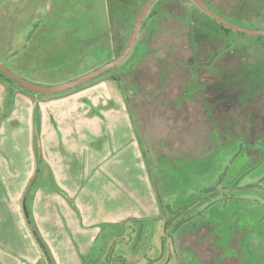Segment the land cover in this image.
<instances>
[{
    "label": "rangeland",
    "instance_id": "374dc122",
    "mask_svg": "<svg viewBox=\"0 0 264 264\" xmlns=\"http://www.w3.org/2000/svg\"><path fill=\"white\" fill-rule=\"evenodd\" d=\"M116 1L127 8L123 6L124 13L117 12L113 20L104 21L105 0H0V62L15 74L42 85L58 84L102 65L121 52L131 31L124 30L122 22L133 20L144 2ZM206 1L227 14L239 9L242 12L234 16L244 14L252 19L257 15L264 19V0ZM60 2L65 5H58ZM159 2L167 3L173 14L159 19L147 17L137 33L135 51L106 70L109 72L96 76L97 80L53 97L58 107L65 96L84 89L88 94L104 91L100 96H108L119 91L111 75L123 76L121 87L128 96L121 92L122 104L105 107L103 113L107 122L115 118L117 124L110 126L104 120L106 130L94 142L102 145L97 146L102 171L98 173L122 189L129 179L119 185L110 173V164L125 159L126 153L133 156L132 144L138 146L139 138L141 153L142 148L146 152L147 161L143 158L147 170L142 176L136 171V180L130 179L139 195L137 212L141 216L113 224L125 235L109 245L104 257L115 264H264V35L259 40L246 34L240 38L230 33L228 37L215 25L199 52L190 42V24L184 16L190 13L203 18L200 11L189 0ZM45 20L49 24H40L37 29L49 40L38 48L35 62L30 65L22 53L31 44L32 36L28 35L36 22ZM67 22L90 24L92 31L74 43V50L80 53L70 56L67 64L64 60L46 64L49 61L43 59H55L53 46L61 43L55 40L56 31L71 29ZM255 26L264 28V21ZM231 38H235L236 47L232 53H223L221 58L211 55L212 51L221 52L220 46L225 44L222 41ZM143 49L146 53L140 58ZM205 118H211V122ZM229 119L232 124L225 127ZM80 126L85 130L91 124L70 119L69 133L56 142L60 157L75 160L77 165L81 155L86 154L85 144L92 134L88 130L85 141ZM62 147L71 152L65 153ZM132 164L135 168L139 163ZM37 184L34 181L29 196ZM92 188L97 193L106 191L102 185ZM68 199L76 205L74 198ZM158 205L161 215L147 216L149 207L152 212L153 206L159 209ZM88 209L85 214L78 208L81 214H77L82 220L85 216L94 221L85 225L86 241L92 232L113 223L105 220V211H95V204L89 203ZM80 248L76 247L78 252Z\"/></svg>",
    "mask_w": 264,
    "mask_h": 264
},
{
    "label": "crops",
    "instance_id": "0c3cea01",
    "mask_svg": "<svg viewBox=\"0 0 264 264\" xmlns=\"http://www.w3.org/2000/svg\"><path fill=\"white\" fill-rule=\"evenodd\" d=\"M119 91L116 89L115 93L101 97L104 91L88 94V89H84L65 96L64 102L57 107L53 97L27 94L0 80V264H49L33 226L53 264H104V260L106 264H115L114 260H107L104 256L109 245L125 233L120 232L119 227L114 228L113 224L128 217L141 216L137 212L139 195L130 179L136 180V171L142 176L146 169L139 144H132L133 156L126 153L125 159H116L110 164V173L119 185L129 179L122 189L98 173L102 171L98 163L101 151L97 146L102 145L98 143L96 146L94 142L106 130L105 123L117 124L115 118L107 122L103 113L105 107L111 109L122 104L120 88ZM124 106L127 109L126 103ZM72 118L91 124L85 130L80 126L81 131H85V141L88 139L86 132L90 130L92 134L85 144L86 154L78 159V165L75 160L60 157L57 151L56 142L69 133L67 125ZM124 118L127 123L125 113ZM62 148L65 153L71 152ZM135 161L139 164L133 168ZM34 181L38 184L29 196ZM93 185H102L106 191L94 192ZM52 187H59L60 191ZM69 197L74 198L76 205H72ZM89 203L95 204L96 212L105 211V220L113 223H106L100 232H92L86 241L83 238L87 233L85 225L94 221L86 220L85 216L82 220L77 214H87ZM158 208L153 206L150 212V206L147 216L161 215L159 205ZM158 222L155 221L156 225ZM77 246H81V253Z\"/></svg>",
    "mask_w": 264,
    "mask_h": 264
},
{
    "label": "trees",
    "instance_id": "16d2710c",
    "mask_svg": "<svg viewBox=\"0 0 264 264\" xmlns=\"http://www.w3.org/2000/svg\"><path fill=\"white\" fill-rule=\"evenodd\" d=\"M106 1V15L104 16V21H106V19H108V21H111L113 20V17L117 14V12L119 13H124L123 12V6L127 8L126 4L125 5H122V4H119L117 3L116 0H105ZM132 1V0H130ZM190 1V0H189ZM208 6H210L213 10H215L217 13H219L220 15L224 16L225 18H227L228 20L234 22V23H237L239 25H242V26H245V27H250V28H258L257 26H255V24L257 22H259L260 20L261 21H264V19H260L259 16L255 15L254 18L250 19L248 18V16L244 15V14H240L238 16H234V14H236L237 12H242V11H238L237 10H233V12L227 14V13H224V12H221L219 11L216 7L214 6H211L206 0H204ZM145 2V0H144ZM143 2V4H144ZM191 2V1H190ZM117 3V4H115ZM192 3V2H191ZM172 4V3H171ZM193 5H195L194 3H192ZM57 5V3H56ZM58 5H65L63 2H60L58 3ZM77 5V4H76ZM174 5V4H172ZM122 7V9H120ZM142 7V6H141ZM195 7L200 11L201 15L203 18L199 17H193L190 13H186V16H184V18L189 22L190 24V28H189V31H188V34H189V38H190V42L191 44L193 45L194 48H196L197 51L201 52L202 49H204L205 45V38L208 36V34H213L214 30V26L217 25L218 28L223 31L226 36L228 35L229 37V34L230 33H234L235 35L239 36L241 38V36L244 35V33H240V32H236L224 25H222L221 23L217 22L215 19L211 18L209 15H207L206 13H204L202 10H200L196 5ZM118 8V9H117ZM46 10V16L48 17L49 16V13L47 12L48 8H45ZM75 11L77 12V9H75ZM235 11V12H234ZM138 13H136L135 17L133 18V20H126L124 22H122V28L124 30H131L133 24H134V21H135V18L137 16ZM173 13H172V8L168 7L167 6V3L162 4L159 2V0H155L152 4V6L150 7L149 11L147 12L146 16L144 17L142 23H141V27L138 31V33H140L143 29V26L146 22V19L147 17H149L150 15H154V16H157L156 18L159 19L160 16H165V15H168V16H171ZM257 16V17H256ZM249 20V21H248ZM49 21L48 20H45L44 23H40V22H36L33 30H31V32L29 33L28 37L31 38V44L29 45V48L25 49L22 53V57L27 61V63H29L30 65H32V63L35 62V56L37 55L38 53V48L42 45L45 46V42L47 43V40H49L48 37L46 36H42L40 32V30H38L40 24H49L48 23ZM88 22L91 24L93 21L90 19H88ZM68 23V26H72L71 29L69 31H65L64 33H60L59 31H56L57 33V38L58 39H55L57 40V42H61V43H58L56 44L57 46H53L54 50H53V54L55 56V59H49V58H46V59H43L45 61H49L48 63L46 64H53V63H56L57 61L58 62H62L63 60V63H66L67 64V59L72 56V58H74L77 54H79L80 52L79 51H76L74 50V43H76L77 41L79 42V40H81V38L83 36H88L92 31V29L89 27L90 24H79L76 22H67ZM88 25V26H87ZM42 26V25H41ZM38 28V29H37ZM76 33V34H75ZM81 33V34H80ZM141 36V35H140ZM139 36V37H140ZM224 36V38L227 40L228 37ZM255 37H257L256 39L259 40L261 39V35H254ZM138 37V38H139ZM54 39V38H53ZM235 39V38H233ZM232 38L229 40V41H222L224 42L225 44H223L222 46H220L221 48V52L219 51H212L211 52V55L213 56H216V55H220L219 58H221L224 54H229V53H232L233 50H235V46H234V43H233V40ZM40 42V43H39ZM144 43V42H143ZM203 43V44H201ZM62 44V45H61ZM137 41L134 43V46L131 50L130 53L133 52V50L137 47ZM199 44V45H198ZM201 44V45H200ZM236 44V43H235ZM144 45V44H143ZM219 48V49H220ZM135 51V50H134ZM49 51H47L48 53ZM120 51H117L114 55L116 56ZM129 53V54H130ZM146 53V50L143 49V51L141 53L138 54V57H142L144 54ZM224 53V54H223ZM218 58V59H219ZM51 60V61H50ZM14 62V61H13ZM110 71V70H109ZM109 71H106L109 72ZM78 74H76L75 76H77ZM111 77L117 81V84L122 92V94H126V96H128L127 94L128 93H125V88L124 90L122 89L121 87V84H123V76L121 74L119 75H111ZM98 77L96 78H92L90 79V81H86L78 86H76L74 89L77 90V88H81L82 86L92 82V81H95L97 80ZM31 79H34V78H31ZM66 80L67 79H70V78H65ZM163 79V77H162ZM0 80L1 81H5V82H11V83H14L17 85V87H19V89H21L23 92L27 93V94H33V95H37V96H40V97H54V96H59L60 94H68V93H71L73 91H62V92H59V93H56V94H43V93H37V92H34L32 90H29L27 88H24L22 87L21 85H19L16 81H14L13 79H10L7 77V75H5L3 72L0 71ZM35 83H39V82H36V80H31ZM135 82V81H134ZM41 84V83H39ZM42 85V84H41ZM73 89V90H74ZM137 105V103H136ZM36 109V108H35ZM132 115V114H131ZM207 121L209 120V123L211 122V118H205ZM235 124L233 126V128H235V125L237 124L236 121H234ZM232 124V120L229 119V121L227 122V124L225 125V127H227L228 125ZM238 133V132H237ZM239 133H243L242 131L239 132ZM250 134L252 133V130H250L249 132ZM139 138V137H138ZM256 139V138H255ZM254 139V141H255ZM139 140V144L142 145V140H140V138L138 139ZM252 141V142H254ZM38 154V153H37ZM142 155L143 157L145 158V160L147 161V156H146V152L145 150L142 148ZM38 156V155H37ZM261 174V173H260ZM255 177V176H253ZM262 178H264V175L262 176ZM33 231L35 233V236H36V239L38 240L39 242V245L40 247L43 249V252L45 253L46 257H47V260L49 262V264H53L52 263V260L47 252V249L45 247V244L43 242V240L39 237V235L37 234V231H36V228L33 226ZM109 260V259H107Z\"/></svg>",
    "mask_w": 264,
    "mask_h": 264
},
{
    "label": "water",
    "instance_id": "95a60500",
    "mask_svg": "<svg viewBox=\"0 0 264 264\" xmlns=\"http://www.w3.org/2000/svg\"><path fill=\"white\" fill-rule=\"evenodd\" d=\"M155 0H145L144 4L142 5L140 11L138 12L134 24L131 28L129 37L121 50L116 56H114L111 60L103 63L102 65L85 72L81 75H78L74 78H71L67 81L54 84V85H41L38 83H35L33 81H30L24 77H21L14 72H12L10 69L5 67L1 62H0V71L3 72L5 75H7L8 78L13 79L16 81L19 85H21L24 88H27L29 90H32L37 93H43V94H53L57 93L60 91H64L73 87H76L96 76L99 74L105 72L106 70L113 68L120 64L130 53L136 37L138 30L141 26V23L149 11L150 7L152 6L153 2ZM192 3H194L200 10H202L204 13L209 15L211 18L215 19L217 22L221 23L222 25L240 33H244L246 35H264V28H250V27H245L242 25H239L237 23H234L224 16L220 15L217 13L215 10H213L210 6L207 5V3L204 0H190Z\"/></svg>",
    "mask_w": 264,
    "mask_h": 264
}]
</instances>
